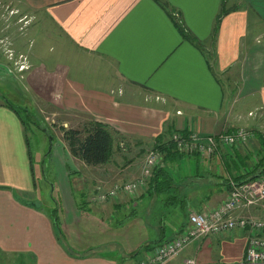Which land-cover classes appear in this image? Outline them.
<instances>
[{"label":"crops","instance_id":"obj_1","mask_svg":"<svg viewBox=\"0 0 264 264\" xmlns=\"http://www.w3.org/2000/svg\"><path fill=\"white\" fill-rule=\"evenodd\" d=\"M21 18L22 27H32L36 49L48 48V55L40 54L44 60L33 64L21 46H3L0 76L2 66L10 64L5 49L22 53L23 70L42 67L26 79L32 89L42 83L46 97L54 89L60 110L107 124L126 144L96 166L68 152L78 167L71 183L79 200L67 207L51 186L59 227L66 242L79 248L68 251L57 241L48 212L32 203L24 129L0 100V258H9L0 264H139L146 252L187 224L189 212L217 206L229 179L247 173L259 146L253 133L244 144L207 159L197 154L167 158L172 185L163 192L172 193L171 200L150 193L152 187L133 196L94 199L97 186L138 175L157 136L236 127L264 134V0H0V30L18 26ZM175 23L197 46L182 38ZM242 99H255L252 108L239 106ZM167 203L174 214L159 216L156 208ZM236 214L260 218L264 205ZM246 242L244 229L207 234L164 264H184L187 258L195 264H248L242 261ZM103 243H108L105 252L94 246Z\"/></svg>","mask_w":264,"mask_h":264},{"label":"rangeland","instance_id":"obj_2","mask_svg":"<svg viewBox=\"0 0 264 264\" xmlns=\"http://www.w3.org/2000/svg\"><path fill=\"white\" fill-rule=\"evenodd\" d=\"M24 21L25 20L21 18L18 26L13 24L10 25L11 27L9 28L0 30V37L2 38L1 42H3V44H0V50L2 52L1 47L9 46V44L10 46H12L11 44H14L15 46H21L27 56L34 59L31 61V63L39 64L44 60L40 56V54L48 55V48L36 49L37 42H34L33 40L31 41V37L29 34L32 27H22ZM47 45L48 47H53L51 43ZM5 52L8 59L10 60V64L2 66V70L4 72H2L0 76V100L3 102L8 101L9 103L21 107L19 109L20 112H23L21 111L22 108L28 106V108L31 109V111H33L34 113L33 119L38 121V124L40 126L45 127L43 128V130L42 128H37L33 123H30L27 125L26 131L28 141V147L26 146V149L29 148L30 163L34 174L35 194L32 198L33 204L38 208L45 209L46 211L54 208V202L51 198V194L53 191L51 186L55 185L57 189H59V198L61 200L62 198L65 200L63 204L67 205V207H70V204L79 200L77 190L73 188L71 183V176L74 174L73 171L77 170L78 167L70 159L68 151L61 139L60 125H63L64 127H75L77 122H79L84 116L60 110L61 108L58 106L57 101H55L56 97L54 89H49L48 93L50 94V97H46L42 96V93L44 94V91L40 90L43 89L42 83H39L36 86L37 89L31 88L26 79L32 74H36V72L42 68L41 66L29 65L27 69L23 70V66L18 65V63L20 62V60L22 62L25 61L24 55H21L22 53L19 55L18 52H10V50L8 49H5ZM36 53H38L37 56L35 55ZM15 63H17V65ZM45 89H47L46 85ZM254 101L255 99H247L245 101L242 99L237 104H239V106L241 105V107L243 108H248V106L249 108H252L251 105L254 103ZM254 119L256 120V118H253V121L250 122H255ZM125 144L126 143H124L123 146ZM123 146L120 145V148ZM118 158L121 160L125 159V157H123L121 154H118ZM69 172L70 174H68ZM171 194L172 193L163 192L160 195H162L164 199H167L168 197L167 200H171ZM80 198L81 202H84L85 194L81 195ZM167 204L168 205L166 206L163 205L156 208L159 216L163 215L162 213H168L170 214V216L174 214L171 210H168L170 209V203ZM56 207H58V205ZM150 208L154 209V207ZM56 213L59 214L58 212ZM119 218L120 215L114 218V220H118ZM65 244H67V246L70 247L72 251H75L76 249L77 251L79 250V248L77 247H74V250L66 242V240ZM107 244L108 243H103L94 246L97 250L105 252ZM78 253L82 254V250L80 249ZM4 257L5 258L1 257L0 260L2 262H8L9 258H7L6 256Z\"/></svg>","mask_w":264,"mask_h":264},{"label":"built area","instance_id":"obj_3","mask_svg":"<svg viewBox=\"0 0 264 264\" xmlns=\"http://www.w3.org/2000/svg\"><path fill=\"white\" fill-rule=\"evenodd\" d=\"M251 136L250 130L236 127L230 131L203 135L195 132L185 135L174 131L170 134L169 140L177 153L197 154L202 159H207L220 149L244 144ZM120 145L123 146V142H120ZM162 158L163 153L160 150L147 149L138 175L129 180L115 182L107 188L97 186L94 199L104 201L119 194L133 196L138 189H146L153 168L162 164ZM228 186L226 197L217 206L208 210L189 212L187 224L175 236L146 252V256L139 264H164L192 240L231 229H244L247 233L242 261L248 264H264V216L257 218L248 214L234 215L236 210H248L251 207L264 205V172L254 178L241 181L229 179ZM184 264H195V262L187 258Z\"/></svg>","mask_w":264,"mask_h":264},{"label":"trees","instance_id":"obj_4","mask_svg":"<svg viewBox=\"0 0 264 264\" xmlns=\"http://www.w3.org/2000/svg\"><path fill=\"white\" fill-rule=\"evenodd\" d=\"M159 4L162 5L163 8H165L163 4ZM166 12L169 17L173 18L168 10H166ZM221 12L222 9L220 10V13ZM175 25L182 38L197 46L198 41L194 40L189 33H186L178 23H175ZM3 106H6L17 115L25 131L24 140L26 146L28 147V141L26 136L27 125L33 123L37 128L43 129L45 127L40 126L38 124V121L33 119L34 113L33 111H31V109L28 108V106L22 108L21 111L23 112L19 111L21 107L9 103L8 101H5ZM60 131L61 139L68 152L72 156L81 160L85 165L89 166L102 165L109 162L113 153H117L120 150L119 143H125V140L123 141L122 139L123 137L119 136L118 133L113 130L110 126L86 116H84L79 122H77L75 127H64L63 125H60ZM251 132L253 133V136H255V138L259 140V146L258 149L253 152L252 158H254H251L250 162L247 164V173L239 175L237 177V180L235 181H238L240 179L243 180L254 178L264 172V134L257 130H253ZM150 148H156L160 150L163 153V158L162 164L153 168L152 174L148 180L147 187L153 188L150 190V193L152 194L163 193L164 190H168V188H170V186L172 185L170 175L167 172V168L165 166V160L167 158H170L171 156H176L177 154L181 153H177L173 149L169 137L163 138L162 136H157L154 139L153 144ZM27 156L30 160L29 148H27ZM248 159H250L249 154H245L242 158V160L244 161H247ZM30 173L32 176V184L34 187V174L31 165ZM47 212L50 215L49 217L51 218L52 227L54 229L57 241L62 243L66 250L72 251L71 248L64 243L65 239L59 227L56 209L51 208Z\"/></svg>","mask_w":264,"mask_h":264}]
</instances>
